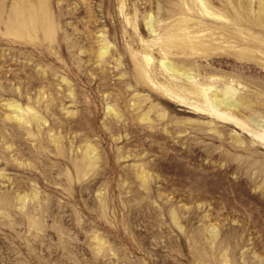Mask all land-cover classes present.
Wrapping results in <instances>:
<instances>
[{
	"label": "rangeland",
	"instance_id": "1",
	"mask_svg": "<svg viewBox=\"0 0 264 264\" xmlns=\"http://www.w3.org/2000/svg\"><path fill=\"white\" fill-rule=\"evenodd\" d=\"M195 1L0 0V264H264V0Z\"/></svg>",
	"mask_w": 264,
	"mask_h": 264
},
{
	"label": "bare ground",
	"instance_id": "2",
	"mask_svg": "<svg viewBox=\"0 0 264 264\" xmlns=\"http://www.w3.org/2000/svg\"><path fill=\"white\" fill-rule=\"evenodd\" d=\"M194 4L201 11V13L204 15V17L208 16V17L214 18L216 20H220V21L223 18H225V16L223 14L211 10L210 7L206 4V2L204 0H198V3H197V0H196ZM176 22H177L176 23L177 30L179 31L183 27L182 26L183 23L184 22H189V19L186 17L183 20L178 19ZM249 22L255 24L254 23L255 21H253V20H250ZM222 24H224V23H222ZM177 36H181L185 40L192 39V36H191L190 33H184V34L180 33V34H178V32H177Z\"/></svg>",
	"mask_w": 264,
	"mask_h": 264
}]
</instances>
